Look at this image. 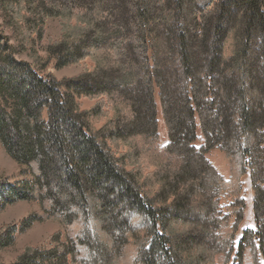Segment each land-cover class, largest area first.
<instances>
[{
    "label": "trees",
    "instance_id": "16d2710c",
    "mask_svg": "<svg viewBox=\"0 0 264 264\" xmlns=\"http://www.w3.org/2000/svg\"><path fill=\"white\" fill-rule=\"evenodd\" d=\"M49 17L64 23L48 58H19ZM0 20V142L33 175L9 186L5 201L35 200L37 218L81 225L75 244L26 247L12 264H67L76 248L87 252L80 264H116L113 247L136 243L138 229L146 237L138 264H216L219 254L243 264L247 248L252 264H264V0H0ZM48 59L93 66L58 81L35 68ZM79 96H107L113 118L93 131ZM137 139L157 155L152 194L106 142L136 152ZM215 148L228 159V180L205 157ZM245 173L254 227L235 244Z\"/></svg>",
    "mask_w": 264,
    "mask_h": 264
},
{
    "label": "rangeland",
    "instance_id": "374dc122",
    "mask_svg": "<svg viewBox=\"0 0 264 264\" xmlns=\"http://www.w3.org/2000/svg\"><path fill=\"white\" fill-rule=\"evenodd\" d=\"M62 19L49 17L45 20L43 25V33L41 39L38 37L24 53L18 57L30 63L35 64L33 58L35 55L40 57L43 61L48 58L46 47L48 44L60 39L62 32ZM1 25V20H0ZM6 33H10V29L4 27ZM12 44L16 45V41L12 40ZM230 40L227 42L226 52H229ZM93 66L90 59H86L76 64L56 67L54 60H49L43 67L35 66L36 70L43 76H51L58 81L69 78H75L82 74L85 70ZM64 90V87H62ZM78 107L81 111L87 113L88 123L93 131H97L104 126L114 116L112 104L109 102L107 96L86 97L79 96L76 98ZM157 105V135L158 147H163L167 142V132L160 114L159 102L155 96ZM42 116L47 117L46 109L43 110ZM199 139L194 143L199 146L201 143L200 132H197ZM107 145L113 155L118 158L124 155L125 168L127 171H132L139 177V182L143 184L145 193L152 194L156 191L157 185L155 181V173L157 171L156 160L157 155L143 146L142 141L137 139L134 143L137 145L136 152L133 151L131 145L125 142H112L107 140ZM33 175L31 170L14 160L5 150L0 142V233L6 235L5 241L7 244L0 246V262L12 264L19 254L26 247L38 248L40 250L48 251L58 245L67 246L74 243L76 235L80 234L81 225L75 222L73 225L67 227L56 217L37 218L41 214L40 204L35 200H12L5 201L8 196V187L18 184L22 181H31ZM246 198H252L253 192L248 183V189L244 190ZM13 199V198H12ZM230 202L227 197L221 199V209L223 214H230ZM245 203V202H244ZM245 206V205H244ZM245 208V207H244ZM247 214L244 209L243 219L239 223L238 230L235 234V244L240 235L241 229L244 227H254L252 209ZM140 219L135 217L134 222H140ZM249 228V227H248ZM136 243L131 239L122 247L121 252H118L117 245L113 247L112 259H115L116 264H138V248L139 245L146 241L145 234L142 229H138L135 233ZM102 239L105 236H101ZM75 246V245H74ZM69 247V246H68ZM76 255L73 258L71 255L67 258V264H80L79 261L87 256L84 248H76ZM117 253V254H116ZM216 264H223V255L215 256ZM243 264H252V257L250 249L247 248L243 255Z\"/></svg>",
    "mask_w": 264,
    "mask_h": 264
},
{
    "label": "crops",
    "instance_id": "0c3cea01",
    "mask_svg": "<svg viewBox=\"0 0 264 264\" xmlns=\"http://www.w3.org/2000/svg\"><path fill=\"white\" fill-rule=\"evenodd\" d=\"M206 159L212 164V166L216 169V171L226 180L230 177V168H229V162L228 159L223 151L220 149H211L205 154ZM248 183H249V175L248 173H245L240 178V196L243 198L245 202V208L247 211V214L252 209V198H246L244 196V190L248 189ZM230 213V211H229ZM240 227V225H239ZM249 228H252L251 226H248ZM246 228V227H245ZM244 229V227L242 228ZM241 229V230H242Z\"/></svg>",
    "mask_w": 264,
    "mask_h": 264
}]
</instances>
